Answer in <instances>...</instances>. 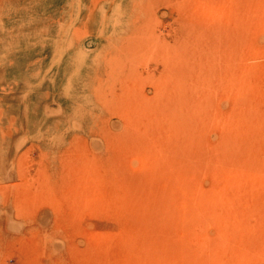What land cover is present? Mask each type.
Listing matches in <instances>:
<instances>
[{
	"label": "rangeland",
	"instance_id": "obj_1",
	"mask_svg": "<svg viewBox=\"0 0 264 264\" xmlns=\"http://www.w3.org/2000/svg\"><path fill=\"white\" fill-rule=\"evenodd\" d=\"M0 264H264V0H0Z\"/></svg>",
	"mask_w": 264,
	"mask_h": 264
},
{
	"label": "bare ground",
	"instance_id": "obj_2",
	"mask_svg": "<svg viewBox=\"0 0 264 264\" xmlns=\"http://www.w3.org/2000/svg\"><path fill=\"white\" fill-rule=\"evenodd\" d=\"M117 44H120V39H119V43H117ZM122 44V43H121Z\"/></svg>",
	"mask_w": 264,
	"mask_h": 264
}]
</instances>
